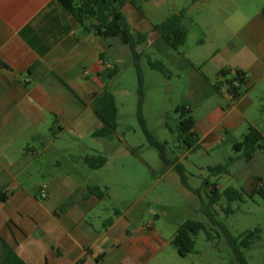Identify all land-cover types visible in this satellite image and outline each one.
<instances>
[{"label":"crops","instance_id":"1","mask_svg":"<svg viewBox=\"0 0 264 264\" xmlns=\"http://www.w3.org/2000/svg\"><path fill=\"white\" fill-rule=\"evenodd\" d=\"M150 2L140 1L143 13ZM194 7L205 12L215 49L209 62L194 64L213 63L225 91L220 90L223 105L203 121L194 119L199 145L215 151L228 140L241 144L258 132L262 148L235 175L242 178V190L251 184L254 191H264V0H199ZM123 13L138 30L144 18L130 4ZM115 41L86 32L56 0H0V60L9 67L0 68V192L8 195L0 204V263L1 241L27 264H152L174 247L173 239L154 227L128 232L127 213H116L101 226L99 196L110 180L99 176L104 168L86 165L85 158L100 153L85 141L112 138L94 136L102 123L93 101L110 92L117 78L109 80L119 64ZM222 71L244 75L245 93L235 102ZM65 138L80 150H63L71 163L54 164L50 151ZM26 166L44 176L37 192L40 196L47 186L46 200H36L21 184ZM165 169L163 177L177 174L173 167Z\"/></svg>","mask_w":264,"mask_h":264},{"label":"rangeland","instance_id":"2","mask_svg":"<svg viewBox=\"0 0 264 264\" xmlns=\"http://www.w3.org/2000/svg\"><path fill=\"white\" fill-rule=\"evenodd\" d=\"M144 11L142 24L135 31L146 33L148 44L139 47L138 51L153 61L162 62L168 70L166 77L149 70L146 60L143 61L146 92L142 119L146 129L155 142L165 147L167 159H178L185 167L192 188L201 187L202 181L207 179L215 182L210 168L228 166V174L218 180L220 192L228 188L242 190L243 185L239 180L242 178L236 176L235 171L247 163L245 149L237 152L234 148L237 143L230 144L228 140L219 150L206 151L205 147L200 146L196 153H190L185 158L187 151L178 141L179 123L182 120L179 108H188L190 116L203 121L208 111L224 104L220 90L225 91L217 83L213 63L205 68L201 64H194L197 61L209 62L215 50L205 26V12L196 9L193 0H151L145 4ZM182 12L187 40L183 47L172 50L159 40L152 28ZM128 22L133 23L131 16ZM115 42L114 52L119 58L120 73L110 92L116 98L118 130L109 140L85 141L97 147L99 156L107 161L99 173L102 179L110 180L100 191L103 196L101 226L107 224L109 218H114L116 213H127L131 222L128 232L136 233L154 227L153 230L166 240H172L178 226L186 221H200L208 225L212 239L208 238L206 232H201L195 238L194 253L188 258L182 259L174 247H169L163 257L156 258L152 264H239L224 229L235 239L259 229L261 239L251 249L242 251L249 264H264V196L255 192L245 202L231 204L223 199L215 208L220 224L214 226L202 212V201L183 187L177 174L163 177L166 166L158 150L150 145L138 116V76L132 62V52L119 40ZM234 75L231 73L228 80H232ZM73 146L76 144L68 138L57 141L48 160L54 164L55 161L64 165L71 163L72 160L66 158L63 150H80L79 144ZM44 179L34 166H26L20 175L21 184L33 196H37L38 201L41 200L37 189ZM244 189L248 194L254 192L251 184H244ZM202 196L205 199V191ZM229 206L232 213L226 215L225 209Z\"/></svg>","mask_w":264,"mask_h":264},{"label":"trees","instance_id":"3","mask_svg":"<svg viewBox=\"0 0 264 264\" xmlns=\"http://www.w3.org/2000/svg\"><path fill=\"white\" fill-rule=\"evenodd\" d=\"M59 5L83 27V29L94 34L96 37L101 38L104 41L117 39L123 46L129 47L132 52L133 65L135 67L138 76V116L141 124L144 128L149 143L152 147L158 150L160 159L166 167H173L181 183L185 189L197 196L202 201V212L208 219L209 223L214 226L220 224L218 220V213L216 207L223 200L226 199L228 204L231 203H243L247 198H251L252 195L260 193L264 196L263 190H255L252 194H248L244 190H236L234 188H228L223 193L220 192L217 183L210 182L209 179L204 180L202 186L199 189H194L189 184V178L185 167L180 164L178 159L169 160L166 157L165 147L155 142L152 139L151 134L145 127L144 120L142 119V110L145 102V68L143 61L146 60L147 68L151 71H157L164 76H168V70L165 65L160 61H153L150 57L138 51L139 47L148 44V35L139 31H135L129 25L123 9L127 4H130L139 14L143 17V10L140 5L141 0H56ZM147 1V0H144ZM194 3L199 0H193ZM264 16V8L262 10ZM184 13L179 15H173L164 21L160 25L153 26L152 31L158 35L159 40L163 41L166 46L172 50H178L183 47L187 40V31L182 24ZM1 69H9V67L0 60ZM118 68L111 71L109 80H113L119 75ZM231 71H222L221 75L227 78L231 75ZM232 80L227 81L228 94L231 95L232 100L237 101L244 93L243 87L245 85V78L241 72H234ZM238 83L237 86L234 84ZM93 109L102 123V128L94 136L100 139H108L118 130V108L116 104L115 96L106 90L104 94L96 96L93 101ZM178 111L182 113V120L179 123L178 141L189 153H196L201 147L199 145L198 136L195 133V120L189 115L190 110L188 108H179ZM263 138L261 135L252 131L250 136L244 143L236 144L235 150L241 152L246 150L247 161H251L254 154L262 148L261 141ZM86 165L92 170H99L105 167L107 161L103 156H90L85 158ZM228 166H217L210 168L215 178L222 174L227 173ZM98 191V190H92ZM205 191V199L202 196V192ZM103 198L100 193L99 196ZM8 200L6 192H0V204L5 203ZM232 213L230 206L225 209V214ZM208 225L200 221H186L178 226L177 233L172 240V245L177 250L181 258H188L194 253L195 238L201 233L206 232L208 238L211 240V235L208 233ZM225 230L228 242L233 248L239 264H249L244 258L242 250L251 249L256 242L261 239V232L259 229L249 231L242 237L235 239L229 232ZM0 264H27L18 254L4 241H1V263ZM81 264V263H80Z\"/></svg>","mask_w":264,"mask_h":264},{"label":"built area","instance_id":"4","mask_svg":"<svg viewBox=\"0 0 264 264\" xmlns=\"http://www.w3.org/2000/svg\"><path fill=\"white\" fill-rule=\"evenodd\" d=\"M234 85L237 86L238 83H235ZM40 198L42 200H46L48 198V188H47V186H42L41 187V189H40Z\"/></svg>","mask_w":264,"mask_h":264}]
</instances>
